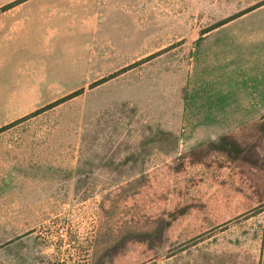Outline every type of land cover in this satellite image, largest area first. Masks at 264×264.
<instances>
[{"label": "rangeland", "instance_id": "obj_1", "mask_svg": "<svg viewBox=\"0 0 264 264\" xmlns=\"http://www.w3.org/2000/svg\"><path fill=\"white\" fill-rule=\"evenodd\" d=\"M262 1L196 5L211 25ZM109 6L83 86L38 75V43L16 59L37 73L0 71V264H262L264 117L190 139V0Z\"/></svg>", "mask_w": 264, "mask_h": 264}, {"label": "crops", "instance_id": "obj_2", "mask_svg": "<svg viewBox=\"0 0 264 264\" xmlns=\"http://www.w3.org/2000/svg\"><path fill=\"white\" fill-rule=\"evenodd\" d=\"M17 1H7L0 7V71L21 68L36 72L16 59L25 54L20 50L23 45L32 46L35 52L38 43L41 51L51 57L49 61L46 57V66L38 75L50 70L51 77H57L59 72L71 69L75 84L83 86L79 66L90 53V46L101 37L111 38L109 4L115 0ZM190 3L185 111L190 139L206 141L264 117V4L197 35V30L204 31L232 16L210 25L205 19L214 7L196 5L197 0ZM256 5L259 3L237 14ZM200 14L204 15V22L199 20ZM114 25L115 22L113 29ZM42 31L49 32L46 39L42 38ZM124 34L131 35L128 31ZM115 38L116 35L111 38L113 44ZM80 90L83 89L74 93Z\"/></svg>", "mask_w": 264, "mask_h": 264}, {"label": "trees", "instance_id": "obj_3", "mask_svg": "<svg viewBox=\"0 0 264 264\" xmlns=\"http://www.w3.org/2000/svg\"><path fill=\"white\" fill-rule=\"evenodd\" d=\"M23 1H25V0H19V1H17V3H20V2H23ZM262 4H264V2L259 3V5L253 6V7L249 8L248 10H246V11H244V12H242V13H239V14H237V15H234V16H232V17L226 19L225 21H222V22H220V23H218V24L212 26L211 28H208V29L204 30L202 33L209 32L210 30L214 29L215 27L221 26V25H223V24H225V23H227V22H229V21L235 19L236 17L242 15L243 13L248 12V11H251V10H253L254 8H256V7H258V6L262 5ZM95 84H96V83H95ZM97 84H98V83H97ZM82 91H83V90H80V91H78V92H76V93L70 94V95L67 96L66 98H63L62 100L69 99V98H71V97H73V96H75V95H77V94H80ZM52 106H53V105H52ZM262 264H264V259H263V263H262Z\"/></svg>", "mask_w": 264, "mask_h": 264}]
</instances>
